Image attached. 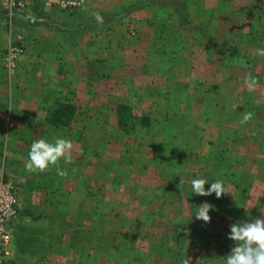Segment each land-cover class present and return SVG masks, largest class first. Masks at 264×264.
<instances>
[{
	"label": "crops",
	"instance_id": "1",
	"mask_svg": "<svg viewBox=\"0 0 264 264\" xmlns=\"http://www.w3.org/2000/svg\"><path fill=\"white\" fill-rule=\"evenodd\" d=\"M261 88L264 0L0 3V183L15 182L19 206L7 264H165L157 255L182 242L175 223L192 237L200 204L228 222L226 207L253 195L240 175L264 174ZM120 106L140 120L122 125ZM55 137L72 141L71 160L27 170L32 141ZM246 154L257 167L231 166ZM192 178L227 192L191 193Z\"/></svg>",
	"mask_w": 264,
	"mask_h": 264
},
{
	"label": "rangeland",
	"instance_id": "2",
	"mask_svg": "<svg viewBox=\"0 0 264 264\" xmlns=\"http://www.w3.org/2000/svg\"><path fill=\"white\" fill-rule=\"evenodd\" d=\"M240 5L241 6L246 5V0H240ZM258 92L259 90L256 92V96L258 95ZM245 95L248 100L253 99L249 92L246 93ZM259 96H261V99L264 100V90L262 88ZM169 124L165 125L166 127H163L162 125L161 129H166L168 127L172 130L176 129V126L174 124L173 125H169ZM178 129L179 128L177 127V130ZM173 144L174 143H172L171 145L173 146ZM262 145L264 147V143ZM169 160H167L168 161L167 165H170V163H174L173 161H169ZM245 160L248 163L246 165L247 168H251L252 166L257 167V165H255L256 160L255 159L252 160V158L249 155H247V159L245 157L234 159L232 161L231 166L238 167L239 162L243 164ZM258 161H260L259 164L261 163L262 165H264V158L263 161L262 159H258ZM204 162L205 160L204 161L202 160V163ZM169 167L170 166H168V170L170 169ZM167 177H169V174H167ZM188 178H190L189 175ZM240 178L241 180L246 182L247 184L246 188H248L249 186V190H248L249 193L253 190L252 191L253 195L250 196L251 199L249 200V203L246 206H243L242 208L233 207L234 209H231L232 208L231 207L229 209V207L228 208L226 207V210H229L230 222L229 221L221 222L219 216L222 215L223 212L221 211L219 212L217 207L214 208L212 206V209L210 210V212H212L210 215L211 219L209 222L206 223L194 217L196 221L194 223L195 226L192 229L193 230L192 237L189 236V238L186 237V239H183L182 237L184 241L182 240L181 242L183 243V245L181 246L182 247L181 253H176L175 250L173 249L169 250V248H166L168 250H165L164 248V252H162V254H160L161 253L160 252L159 255H157L158 258H160L162 261H165V264H183V261L185 259H188L190 264H225L224 257L230 252L231 248L234 246V242L228 238L230 224L236 222L237 220L255 219V217H259V215H261L260 218H264V189L259 188V184H258V183H263L261 181L264 180V174L260 173L258 170L255 173H251L249 170H245L244 173L240 175ZM4 183L10 184L11 182L9 183L7 181ZM12 183L14 186L13 188L15 189V182L12 181ZM14 194L16 196V203H17V195L15 192ZM224 196H225L224 194L221 195L222 198ZM18 210H19V206H18ZM182 223H186V222H176L174 227L179 226L180 228H182ZM212 233L218 236V238L211 237ZM202 244L208 246L201 248L200 245ZM185 245L186 248L183 249ZM137 256L139 259L136 260L143 262L142 261L143 255H141L140 253L137 254ZM9 259L10 257L4 258L3 261L0 262V264H7Z\"/></svg>",
	"mask_w": 264,
	"mask_h": 264
},
{
	"label": "clouds",
	"instance_id": "3",
	"mask_svg": "<svg viewBox=\"0 0 264 264\" xmlns=\"http://www.w3.org/2000/svg\"><path fill=\"white\" fill-rule=\"evenodd\" d=\"M97 20H102V17L97 15ZM245 83L251 89L255 79L248 78ZM251 118L252 113L246 112L241 122H247ZM71 149L72 141L64 137H55L51 142L44 138L33 140L24 166L29 171H44L52 165H57L61 158L66 162L70 161ZM57 170L60 174H64L62 170ZM206 184L210 185L207 189ZM190 187L191 193L200 196H211L215 193L219 198L227 192L222 179L209 182L207 178H192ZM211 209L212 205L204 202L196 208L194 216L196 219L209 222ZM229 228L228 238L234 242V246L224 257L225 264H264V218L237 220L231 223ZM183 264H190V262L185 259Z\"/></svg>",
	"mask_w": 264,
	"mask_h": 264
},
{
	"label": "built area",
	"instance_id": "4",
	"mask_svg": "<svg viewBox=\"0 0 264 264\" xmlns=\"http://www.w3.org/2000/svg\"><path fill=\"white\" fill-rule=\"evenodd\" d=\"M35 1H43L48 6L60 9H76L81 7L85 0H0L10 10H22ZM25 48L18 46L10 51V58L24 54ZM13 183H0V262L12 254V222L19 215Z\"/></svg>",
	"mask_w": 264,
	"mask_h": 264
},
{
	"label": "trees",
	"instance_id": "5",
	"mask_svg": "<svg viewBox=\"0 0 264 264\" xmlns=\"http://www.w3.org/2000/svg\"><path fill=\"white\" fill-rule=\"evenodd\" d=\"M177 2H178V0H177ZM99 16L102 17L104 15H99ZM183 16H185V14L184 15L181 14L182 20H184ZM95 20H97V16L92 18V20H90L91 22H88V23L94 24L93 21H95ZM89 25L90 24H85L86 29L89 28ZM118 112H119V118H120L122 125H125L127 122H131V121L133 122L134 120H140V118H141V117L134 115L132 109H130L128 106H120ZM217 209L219 212L223 211V208L221 206L217 207ZM187 229H188V223H182V228H180L179 231L181 232L180 235L183 236V239H186V237L189 238V236L187 235V231H186ZM183 239H181V241ZM182 245H183V243L180 244V246H179L180 248L178 246L177 247L171 246V247H167V248H169V250L170 249L175 250L176 253H181L182 252V247H181Z\"/></svg>",
	"mask_w": 264,
	"mask_h": 264
}]
</instances>
